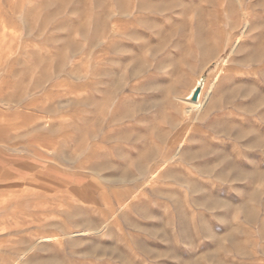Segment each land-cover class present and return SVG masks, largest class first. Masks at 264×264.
Instances as JSON below:
<instances>
[{"label":"rangeland","instance_id":"obj_1","mask_svg":"<svg viewBox=\"0 0 264 264\" xmlns=\"http://www.w3.org/2000/svg\"><path fill=\"white\" fill-rule=\"evenodd\" d=\"M263 50L264 0H0V264H264Z\"/></svg>","mask_w":264,"mask_h":264},{"label":"bare ground","instance_id":"obj_2","mask_svg":"<svg viewBox=\"0 0 264 264\" xmlns=\"http://www.w3.org/2000/svg\"><path fill=\"white\" fill-rule=\"evenodd\" d=\"M157 5V4H156ZM176 5V4H175ZM178 5V4H177ZM172 7V6H171ZM126 8V7H125ZM129 8V7H128ZM241 8L243 9V5H241ZM136 15V13H135ZM244 15V14H243ZM124 16V15H123ZM245 17V19L247 18V16H243ZM109 20V19H108ZM107 20V21H108ZM130 21V20H129ZM116 22H113L112 26H111V31H110V35L109 37L112 39L113 33L116 32V25H115ZM111 24V23H110ZM185 24V23H184ZM145 25V24H144ZM249 25V24H248ZM240 25L236 22H231V25L229 27V30L230 32H234L236 31ZM246 27H247V23H246ZM244 28V27H243ZM248 28V27H247ZM243 30V29H242ZM158 33V32H157ZM206 33V31H205ZM163 35V34H162ZM206 35V34H205ZM208 36L210 35V33L207 34ZM157 36V35H156ZM229 36V35H228ZM243 36V35H242ZM161 38V37H160ZM163 38V37H162ZM240 38V37H238ZM232 39V38H231ZM228 40V39H227ZM159 41V40H158ZM240 41V40H239ZM203 42V41H202ZM205 42V41H204ZM233 42V41H231ZM238 41H236L237 43ZM111 43V41H110ZM159 43V42H158ZM187 43V42H186ZM240 43V42H239ZM238 43V44H239ZM202 44V43H200ZM213 44V42H212ZM235 44V43H234ZM186 45V44H185ZM192 46V45H191ZM178 47V46H177ZM220 47V46H219ZM232 47H235V46H232ZM107 50H110V47L109 45L107 44ZM109 48V49H108ZM189 48V47H188ZM236 48V47H235ZM186 50V49H185ZM264 51V50H263ZM259 52V51H258ZM261 52V51H260ZM160 53V52H159ZM222 53V51H221ZM215 54V53H213ZM212 54V55H213ZM230 54V53H229ZM258 54V53H257ZM263 54V53H262ZM201 55V54H200ZM153 56H156V55H153ZM173 56V55H172ZM221 56V55H220ZM152 57V56H151ZM249 58V57H248ZM256 58V57H255ZM131 59V58H130ZM260 59V58H259ZM158 60V59H157ZM161 60V59H160ZM206 59H204V62H205ZM256 59H254L255 61ZM159 61V60H158ZM192 61V60H191ZM203 61V60H202ZM252 61V62H254ZM258 61V60H257ZM141 62V61H140ZM146 62V61H145ZM144 62V63H145ZM180 62V61H179ZM226 60L224 59L223 60V63L225 64ZM229 62V61H228ZM256 62V61H255ZM142 63V62H141ZM143 63V64H144ZM186 63V62H185ZM194 63V62H193ZM179 63H177L178 65ZM184 64V62L182 63ZM191 65V64H190ZM221 65V64H220ZM176 66V65H175ZM135 67V66H134ZM227 67V66H226ZM180 68V67H179ZM223 68H224V65H223ZM143 69V68H142ZM191 69V68H190ZM219 69V68H218ZM225 69V68H224ZM144 70V69H143ZM177 70V69H175ZM179 70V69H178ZM140 71V70H139ZM218 71V70H217ZM220 71V69H219ZM224 71V70H223ZM176 72V71H175ZM141 73V72H140ZM185 73V72H184ZM189 73V72H188ZM221 73V72H220ZM178 74V72H177ZM182 74V73H181ZM186 74V73H185ZM184 74V75H185ZM191 74V73H190ZM118 75V74H117ZM174 75V74H173ZM172 75V76H173ZM201 75V74H200ZM218 75V74H217ZM175 76V75H174ZM173 76V77H174ZM177 77V76H176ZM196 78V77H194ZM193 78V79H194ZM218 78V77H217ZM170 82V81H169ZM162 83V82H161ZM215 83V81H214ZM207 84V83H206ZM129 85V84H128ZM136 85V84H135ZM216 85V84H214ZM134 87V85H133ZM238 87V86H237ZM253 87V86H252ZM179 88V87H178ZM210 88V87H209ZM250 88V87H249ZM153 89H156V88H153ZM195 91V89L193 90V92ZM238 91V90H237ZM108 92V91H107ZM135 92V91H134ZM186 92V91H185ZM193 92L190 96L189 99H191L192 95H193ZM212 92V91H211ZM164 93V92H163ZM207 93V92H206ZM210 93V92H209ZM208 93V94H209ZM237 93V92H236ZM250 93V92H249ZM135 94V93H134ZM238 94V93H237ZM206 95V94H205ZM250 95V94H249ZM134 96V95H133ZM207 96V95H206ZM209 96V95H208ZM211 96V95H210ZM235 96V95H234ZM228 98V97H227ZM163 99V98H162ZM179 100V99H177ZM205 100V99H204ZM202 98H201V94L198 98V101L196 102H193V101H189L187 102L191 108V111H200L202 108H203V101H204ZM176 101V100H175ZM206 101V100H205ZM116 102V101H115ZM123 102V101H122ZM174 102V101H173ZM208 102V101H207ZM179 104V102H177ZM183 103V102H182ZM211 103V102H210ZM115 105V104H114ZM124 106V105H123ZM231 107V106H230ZM114 108V107H113ZM169 108V107H168ZM217 109V108H216ZM231 109V108H230ZM237 109V108H236ZM113 110V109H112ZM187 110V109H186ZM116 111V110H115ZM120 111V110H119ZM138 111V110H137ZM216 111V110H214ZM233 111V110H232ZM121 112V111H120ZM190 112V111H189ZM206 112V110H205ZM127 113V112H126ZM138 113V112H137ZM187 114V113H186ZM209 114V113H208ZM207 114V115H208ZM126 115V114H125ZM143 115V114H142ZM187 116V115H186ZM215 116V115H214ZM128 119V118H127ZM170 119V118H169ZM172 119V118H171ZM183 119V118H182ZM122 120L123 119H116L115 116H114V113L111 114L108 122H107V128H108V133H107V136H106V144L107 146H109L108 148V153H107V156H106V159H105V166H106V169L107 171H109L110 173H113V176L116 177L117 179H124V178H129V177H141V178H149V180H154L156 178H160V177H163V176H166V175H169L171 172H172V162L174 160V158L177 156V154L173 153V145L177 144L176 146L178 147H181L180 145H182L184 142V137L183 138H179V137H176L173 141H172V144L171 146H169L167 148V150L165 151V153H161L159 154V158H157V156L155 154H149L146 156L145 158V161L142 163L141 161L139 163H137V167H136V170L135 172H129V171H125L124 169H118V164H119V160L121 161H124V160H127V157L124 155V153L120 150L119 147H115L114 144H120V143H124L125 140H126V137L125 136H122V135H117L114 131V127H116L117 125H120L122 123ZM175 121V120H174ZM194 121V120H193ZM198 121V120H197ZM212 121V120H211ZM141 122V121H140ZM172 123H173V120H172ZM175 123V122H174ZM195 123V122H194ZM142 124V123H141ZM193 125V124H192ZM128 126V125H127ZM197 126V125H196ZM104 127V126H103ZM106 127V125H105ZM184 127V126H183ZM233 127V126H232ZM99 128V127H98ZM182 128V127H181ZM180 128V129H181ZM185 128V127H184ZM194 128V126H193ZM241 128V127H240ZM159 130V129H158ZM189 130V129H188ZM194 130V129H193ZM203 131V129H201ZM253 130V129H252ZM251 130V131H252ZM160 131V130H159ZM150 132V131H149ZM184 131H182L183 133ZM198 132V131H197ZM163 133V132H161ZM181 133V132H180ZM234 133V132H233ZM243 133V132H241ZM152 134V133H151ZM130 135V134H129ZM188 135V134H187ZM218 135V134H217ZM186 136V135H185ZM103 137V136H102ZM129 137V136H128ZM134 137V136H133ZM146 137V136H145ZM188 137V136H187ZM136 138V137H135ZM146 139V138H145ZM139 140V139H138ZM205 140H207L205 138ZM204 140V141H205ZM95 143V142H94ZM135 143V142H134ZM138 143V142H137ZM188 145V144H187ZM97 146V145H96ZM99 146V145H98ZM208 146V145H207ZM206 147V146H205ZM204 148V147H203ZM209 148V147H208ZM206 148V149H208ZM205 149V150H206ZM179 150V149H178ZM209 150V149H208ZM190 151V150H189ZM177 152V151H176ZM194 152V151H193ZM180 153V152H179ZM195 153V152H194ZM206 153V151H205ZM163 154V155H162ZM197 156V154H196ZM225 159V158H224ZM196 165V164H195ZM214 167V166H213ZM235 167V166H234ZM199 168V167H198ZM183 169V168H182ZM200 172V171H199ZM202 173H205V174H208L209 171L206 170ZM244 175L243 172H239L238 173V176H242ZM260 176H263L264 177V172L260 173L259 174ZM115 178V179H116ZM185 178V177H184ZM116 181V180H115ZM153 182V181H152ZM151 182V183H152ZM45 183V182H44ZM147 183V182H146ZM145 183V184H146ZM43 184V183H41ZM45 185V184H44ZM133 198V197H132ZM50 239V238H49Z\"/></svg>","mask_w":264,"mask_h":264},{"label":"water","instance_id":"obj_3","mask_svg":"<svg viewBox=\"0 0 264 264\" xmlns=\"http://www.w3.org/2000/svg\"><path fill=\"white\" fill-rule=\"evenodd\" d=\"M200 93H201V87L199 86V87H197V89H195V91L193 92V95H192V97H191V101H193V102L198 101V98H199Z\"/></svg>","mask_w":264,"mask_h":264}]
</instances>
